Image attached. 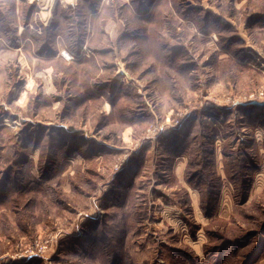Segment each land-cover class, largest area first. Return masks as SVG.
<instances>
[{"label":"rangeland","instance_id":"374dc122","mask_svg":"<svg viewBox=\"0 0 264 264\" xmlns=\"http://www.w3.org/2000/svg\"><path fill=\"white\" fill-rule=\"evenodd\" d=\"M253 101L264 0H0V264H264Z\"/></svg>","mask_w":264,"mask_h":264},{"label":"trees","instance_id":"16d2710c","mask_svg":"<svg viewBox=\"0 0 264 264\" xmlns=\"http://www.w3.org/2000/svg\"><path fill=\"white\" fill-rule=\"evenodd\" d=\"M258 108H261V109H263L262 107H258ZM249 108H245L244 110H248ZM246 112V111H245ZM248 112V111H247ZM248 115H251L250 117H249V120L250 121H253V117H254V114L252 113H248ZM207 137V136H206ZM177 138H178V136H176V134H175V136L173 137V142L172 143H170L169 141H167V140H165L164 139V141L163 142H165V146L164 147H168L169 148V150H170V152L172 153V155L173 156H178V155H180V154H182L183 153V150L184 149H186L187 150V147H185V141L183 140V142H179V140H177ZM185 138V137H184ZM205 151H206V148L204 147V153H205ZM207 151H209L208 149H207ZM187 152H188V150H187ZM227 164V163H226ZM225 164V165H226ZM228 165V164H227ZM197 167H200L199 166V164H198V166ZM202 168L200 167L198 170L196 169H193V170H190L191 172H190V175H185V180H186V182L190 185V187H192V188H196L197 189V187L199 186V184H197L198 182L197 181H194V180H196L197 178L198 179H202L203 178V176H205V174H202V170H201ZM205 177H207V176H205ZM215 177H217L216 176V174H215ZM241 177H243L242 175H241ZM220 179V178H219ZM244 181V180H243ZM207 183H208V187H210V189H208L207 191H206V194H207V196L205 197V203H206V205H204L203 203H202V206L200 207L201 208V211H202V213H203V215L205 216V217H207V218H212V217H214L215 216V214H216V210H217V207H216V204L214 203L215 202V200H214V198L213 197H210V194L211 193H213V194H217V195H220V192H219V190H214V189H216V188H213V187H215L214 185H212V184H209V181L207 180ZM210 185V186H209ZM2 188H3V186H2ZM0 191H1V186H0ZM244 193L245 192H243V195L241 196V201H240V203H242V202H244V200H243V198H244ZM217 195H216V197H217ZM211 199H212V201H211ZM207 200V201H206ZM91 228L93 229V230H96V229H98L99 230V228H98V226L94 223V224H92L91 225ZM104 231V230H103ZM103 231L101 232V234L103 233ZM110 237V236H109ZM88 240H89V237H88V233L85 231V233L82 235V237L80 238V239H77V240H75V241H73V240H71L72 242H76V241H81V244H83L84 242H88ZM105 240H108V236H104V234L103 235H101V237H100V241H105ZM110 247V245H106V247ZM119 247V246H118ZM107 249H105L104 251H106ZM111 251V250H110ZM108 253H109V256H110V252L108 251ZM103 255H105V253H103ZM112 256H113V258L111 259V263L112 264H116V262L118 261V259H120L121 258V255L118 253V254H116V253H113L112 254ZM111 256V257H112ZM30 259H33V258H30ZM29 259V260H30Z\"/></svg>","mask_w":264,"mask_h":264},{"label":"crops","instance_id":"0c3cea01","mask_svg":"<svg viewBox=\"0 0 264 264\" xmlns=\"http://www.w3.org/2000/svg\"><path fill=\"white\" fill-rule=\"evenodd\" d=\"M68 138H69V136H68ZM79 144H80V142H79ZM89 144H91V141H89ZM107 145V144H106ZM108 146V145H107ZM55 152L57 153V151L55 150ZM185 155H187V153H183V154H180V155H178V156H173L172 158H170V160H171V167H170V170L172 171V169H173V167H174V164H176L175 165V168L173 169V171H172V173L173 172H175L176 174L177 173H179V169L182 167H184V165H185V162H183V160H185ZM180 160H182V161H180ZM142 164V162L141 163H139V166ZM137 166V164L135 165V167ZM179 166V167H178ZM134 167V168H135ZM184 169V168H183ZM139 170V167L138 168H136L134 171H129L128 173H123L119 178H118V181H116V178H114L115 179V182H112V183H115V185L116 184H123V183H121L120 181L121 180H124V178H125V181L126 180H128V182L124 185V187H125V195L126 194H130L132 191H133V189H134V181H133V176L134 175H136V173H137V171ZM131 173V174H130ZM175 174V176L176 177H178L177 175ZM175 177V178H176ZM179 178V177H178ZM174 179V178H173ZM177 179V178H176ZM180 179V178H179ZM178 180V179H177ZM182 180H183V182H184V185L186 184L185 183V174H182ZM112 187H116V186H112ZM117 188V187H116ZM187 189H190V190H192V188L189 186V185H186V190ZM194 190V189H193ZM127 198H128V196H127ZM129 204V203H128ZM127 204V205H128ZM127 205H126V208H127Z\"/></svg>","mask_w":264,"mask_h":264},{"label":"water","instance_id":"95a60500","mask_svg":"<svg viewBox=\"0 0 264 264\" xmlns=\"http://www.w3.org/2000/svg\"><path fill=\"white\" fill-rule=\"evenodd\" d=\"M251 105H256V106H258V107H263L264 106V102H257V101H253V102H251Z\"/></svg>","mask_w":264,"mask_h":264},{"label":"bare ground","instance_id":"6f19581e","mask_svg":"<svg viewBox=\"0 0 264 264\" xmlns=\"http://www.w3.org/2000/svg\"><path fill=\"white\" fill-rule=\"evenodd\" d=\"M66 55L69 57V55H68V54H66ZM23 96H24V94H22V95H21V98H22Z\"/></svg>","mask_w":264,"mask_h":264}]
</instances>
